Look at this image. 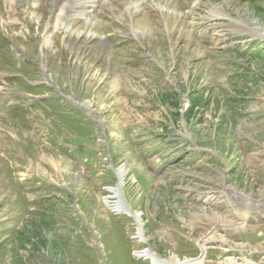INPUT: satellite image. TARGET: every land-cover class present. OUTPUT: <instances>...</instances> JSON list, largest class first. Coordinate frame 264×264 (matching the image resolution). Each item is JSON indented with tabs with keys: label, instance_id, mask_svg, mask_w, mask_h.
<instances>
[{
	"label": "rangeland",
	"instance_id": "1",
	"mask_svg": "<svg viewBox=\"0 0 264 264\" xmlns=\"http://www.w3.org/2000/svg\"><path fill=\"white\" fill-rule=\"evenodd\" d=\"M143 1L0 0V264H264V0Z\"/></svg>",
	"mask_w": 264,
	"mask_h": 264
},
{
	"label": "bare ground",
	"instance_id": "2",
	"mask_svg": "<svg viewBox=\"0 0 264 264\" xmlns=\"http://www.w3.org/2000/svg\"><path fill=\"white\" fill-rule=\"evenodd\" d=\"M148 1H151V0H148ZM55 2L59 3L58 5H60V7H61V10L63 11V13H62L63 15L65 14L68 17L71 14L76 13L74 20L75 21H82V25L86 26L87 23H85L86 22L85 20H86V18L91 17V12L94 11V8L96 6L97 0H55ZM146 2L147 1H143L140 5H138L137 3H133L132 5L133 6H141V7L145 8ZM199 3L195 4V5L198 6ZM196 6H194V7H196ZM214 12H215V10L211 9L210 12L207 13V15L209 17L213 18V19H218V18H220V19L221 18L231 19V16L228 14V12H225L222 16L220 14H218V13L216 14ZM65 18H66V16H65ZM65 18L63 17V19H65ZM67 25L69 26L68 23H67ZM231 29H233V28H231ZM234 32L238 33V31H235V30H234ZM116 174L119 177L120 181L122 182L123 181L122 178H123V175H124V169L123 168L118 169ZM229 190L231 191V194H230L229 197L226 198L229 204H231L230 203V201H231L230 199H231L232 195L236 196L238 198L244 199V200L246 199L247 201L251 200L248 197L244 196L242 193L237 192L236 190H234L232 187H230ZM109 191L112 192L115 195L117 200L112 202L110 200V197H105L104 202L106 203L108 208L111 211L118 212V213L127 212L128 208L126 207V205H125L124 201L122 200L121 196H119L117 194V192H116L117 189L116 188H111ZM132 215L136 218L137 222L139 223V226L141 227V217H140V215H134V214H132ZM245 219H246V215H244L243 218H242V224L243 225L245 224ZM139 226H138L139 237L141 239H143V240H146V238L144 236V233H143V230H142V227H141V231H140ZM211 241H215V238L211 234L208 235V236H204V237H202L201 239L198 240V246H199V248L201 250V254L198 257H196V258H189V259L180 260L179 258L174 257V258H171V259L167 260V259H162V258L158 257L154 252H152L151 250H147V249L143 250V251H140V252H137L136 255H137V257L150 259L151 264H204V256H205L206 249H207V243H209ZM229 264H238V263L235 262V261H231Z\"/></svg>",
	"mask_w": 264,
	"mask_h": 264
},
{
	"label": "water",
	"instance_id": "3",
	"mask_svg": "<svg viewBox=\"0 0 264 264\" xmlns=\"http://www.w3.org/2000/svg\"><path fill=\"white\" fill-rule=\"evenodd\" d=\"M116 178H117V184H118V187L116 188L117 189V194L119 195V196H121V198H122V191L120 190V187H121V185H122V182L120 181V179H119V177L117 176V174H116ZM123 179V178H122ZM123 199V198H122ZM124 201V200H123ZM124 203H125V201H124ZM125 205H126V203H125ZM126 207H127V205H126ZM128 208V207H127ZM128 216H130L134 221H135V223L139 226V223L137 222V220H136V218L132 215V212H130V210L128 209V211L127 212H125ZM139 228H140V231H141V227L139 226ZM135 256H137L136 255V253H135ZM139 258H141V257H139Z\"/></svg>",
	"mask_w": 264,
	"mask_h": 264
},
{
	"label": "trees",
	"instance_id": "4",
	"mask_svg": "<svg viewBox=\"0 0 264 264\" xmlns=\"http://www.w3.org/2000/svg\"><path fill=\"white\" fill-rule=\"evenodd\" d=\"M198 102H199V98L192 96L191 101H190V107L186 114V119H189L190 115L193 113L195 108L199 105Z\"/></svg>",
	"mask_w": 264,
	"mask_h": 264
}]
</instances>
